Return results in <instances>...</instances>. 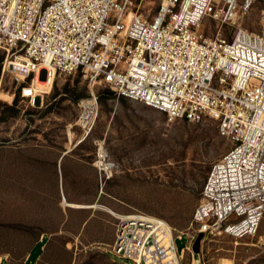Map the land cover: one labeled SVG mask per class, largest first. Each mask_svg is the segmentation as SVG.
I'll return each mask as SVG.
<instances>
[{
	"label": "built area",
	"instance_id": "2783aa9c",
	"mask_svg": "<svg viewBox=\"0 0 264 264\" xmlns=\"http://www.w3.org/2000/svg\"><path fill=\"white\" fill-rule=\"evenodd\" d=\"M144 1L0 0V50L31 106L53 86L37 88L43 70L54 80L82 74L92 88L79 103L83 135L98 117L95 86L161 111L169 122H217L231 148L211 166L187 245L178 249L184 235L162 218L139 213L117 225L118 258L181 264L185 251L195 256L201 234V243L243 239L264 226V0H160L152 16L141 12ZM256 2L259 30L251 31L239 20ZM207 18L213 37L204 32Z\"/></svg>",
	"mask_w": 264,
	"mask_h": 264
},
{
	"label": "rangeland",
	"instance_id": "374dc122",
	"mask_svg": "<svg viewBox=\"0 0 264 264\" xmlns=\"http://www.w3.org/2000/svg\"><path fill=\"white\" fill-rule=\"evenodd\" d=\"M159 3L145 0L141 12L152 16ZM260 9L256 2L239 22L258 31ZM233 31L224 28L228 39ZM204 32L216 33L210 18ZM5 57L0 50V263L26 264L29 250L45 236L32 264H131L113 247L120 217L139 213L176 228L184 235L176 241L183 249L186 234L196 229L191 224L205 178L231 148L217 122H169L161 111L95 86L98 117L83 135L76 124L79 103L92 88L82 74H58L51 91L31 106L19 95L22 77L4 66ZM62 155L65 161L58 163ZM64 201L100 208H67ZM200 249V259L186 251L181 264L194 258L199 264H264V226L243 239L207 237Z\"/></svg>",
	"mask_w": 264,
	"mask_h": 264
},
{
	"label": "bare ground",
	"instance_id": "6f19581e",
	"mask_svg": "<svg viewBox=\"0 0 264 264\" xmlns=\"http://www.w3.org/2000/svg\"><path fill=\"white\" fill-rule=\"evenodd\" d=\"M53 83H54L53 77H51L50 79H46L44 81L41 80V79H39V80L36 81V84L38 85V87L39 88L42 87L41 89H44L43 87H46V86L47 87H50ZM103 155H104V152L101 151L100 152V157L103 158ZM105 166L110 169L108 163H106ZM62 205L65 206V207H67V208L85 209V210H87V209L90 210V209H98V208H100V205L98 203L97 204H77V203H74V202L64 201L62 203ZM105 210L108 211V212H110V213H112L113 215H116L115 212H113L111 209L106 208ZM120 218H122V217H120ZM124 219H130V217H126L125 216ZM172 264H178V263L177 262H173Z\"/></svg>",
	"mask_w": 264,
	"mask_h": 264
},
{
	"label": "trees",
	"instance_id": "16d2710c",
	"mask_svg": "<svg viewBox=\"0 0 264 264\" xmlns=\"http://www.w3.org/2000/svg\"><path fill=\"white\" fill-rule=\"evenodd\" d=\"M19 95L21 96V88H19ZM202 173H204V172H202ZM206 178H207V176H206ZM206 178H205V180H206ZM195 198H196V193L193 194V199H195ZM191 203H192V195L185 196L184 199H183L182 207L185 210H188V208L190 207ZM46 240H47V238L45 236H43V238L41 240H38L36 242V244L29 250V252L27 253L28 259L26 261V264H28V263L32 264V263L36 262V260L38 259V257L41 255V253L43 251L42 250V248L44 246L43 243ZM38 249H39V253H37V256L35 257V251L38 250ZM34 257H35V259H34ZM196 264H199V263L196 262Z\"/></svg>",
	"mask_w": 264,
	"mask_h": 264
},
{
	"label": "water",
	"instance_id": "95a60500",
	"mask_svg": "<svg viewBox=\"0 0 264 264\" xmlns=\"http://www.w3.org/2000/svg\"><path fill=\"white\" fill-rule=\"evenodd\" d=\"M46 71L45 70H43V72H42V74H41V79L44 81V80H46ZM203 238H204V235L203 234H201L199 237H198V239L196 240V242H195V245H194V253L195 254H198L199 252H200V247H201V241L203 240Z\"/></svg>",
	"mask_w": 264,
	"mask_h": 264
},
{
	"label": "crops",
	"instance_id": "0c3cea01",
	"mask_svg": "<svg viewBox=\"0 0 264 264\" xmlns=\"http://www.w3.org/2000/svg\"><path fill=\"white\" fill-rule=\"evenodd\" d=\"M65 158H66V155H62L59 159H58V163H60V161L62 160V162L63 161H65ZM27 259H28V257H27ZM27 261V260H26ZM1 264V263H0ZM193 264H196V260H195V258H194V260H193Z\"/></svg>",
	"mask_w": 264,
	"mask_h": 264
}]
</instances>
